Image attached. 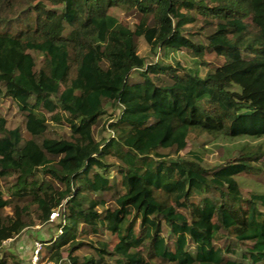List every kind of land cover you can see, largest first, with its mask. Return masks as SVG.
I'll list each match as a JSON object with an SVG mask.
<instances>
[{
	"label": "trees",
	"instance_id": "16d2710c",
	"mask_svg": "<svg viewBox=\"0 0 264 264\" xmlns=\"http://www.w3.org/2000/svg\"><path fill=\"white\" fill-rule=\"evenodd\" d=\"M140 38L220 63L203 77L146 63ZM2 98L27 137L0 112V247L58 211L41 261L264 264V194L235 179L264 173L261 145L207 169L200 142L264 137V0H0ZM49 123L68 135L46 136ZM224 235L246 247L240 261Z\"/></svg>",
	"mask_w": 264,
	"mask_h": 264
},
{
	"label": "rangeland",
	"instance_id": "374dc122",
	"mask_svg": "<svg viewBox=\"0 0 264 264\" xmlns=\"http://www.w3.org/2000/svg\"><path fill=\"white\" fill-rule=\"evenodd\" d=\"M109 14L117 18L119 21H126L130 26H132L134 17H128L125 15L124 11L120 8H113L109 11ZM138 54L142 57L146 63L156 62L158 60H162L164 63H169L170 65H174L177 61L184 68L194 70L198 73L199 76L203 77L207 73L212 72L214 65L220 63L214 61L212 57H208L205 61L210 66H202L199 64L197 59L190 57L186 53L181 52H170L167 57H162V50L151 51L149 46L146 44L143 38H140L138 43ZM139 80V76L136 72L131 73V80ZM0 112L3 114L7 121V129H19L22 136L27 137V133L25 130V114L21 113L15 103H13L8 98L0 99ZM108 114L117 115L118 109L108 108ZM108 117L104 116L103 121H105ZM109 119V118H108ZM105 124V123H104ZM68 130L65 126L55 125L53 123H49V131L46 136H57L58 134L68 135ZM111 134L108 131H105V126H100L95 131V138L97 141H101V139H108ZM203 142V148L205 149V156L203 166L207 169H215L218 166L224 164L225 162L235 160L238 152L245 146H253V145H261L262 150L264 151V137L252 139V138H228V137H218L216 139L209 138L207 136H203L200 142ZM201 144H199L200 146ZM193 148H197L198 144H192ZM112 161L111 158H108ZM264 161V157L262 159ZM237 183L242 191L244 197H247L250 193H263L264 194V173H259L256 175H240L236 178ZM18 201V200H16ZM20 201V200H19ZM22 201L19 202L22 205ZM7 213L10 212V209L6 210ZM57 220L52 224H41L37 223L32 228L25 229L20 235L15 237L9 242H4L0 247V258L6 254H9V258L7 259V264H32L31 262V254L33 250V244L35 241H43L47 242L50 239H54L57 235ZM224 238L221 240V245L228 246L234 250L233 254H225L226 257L240 261L241 254L245 251V246L236 243L227 235L223 236ZM104 239L109 241L111 244L114 243L115 239L104 233ZM44 249V247H43ZM79 256L88 255L86 250H80L76 252ZM12 255V256H11ZM66 258V253L62 254ZM44 258H48L46 253V249L43 250V254L41 255ZM13 258V259H12ZM45 261V260H44Z\"/></svg>",
	"mask_w": 264,
	"mask_h": 264
},
{
	"label": "built area",
	"instance_id": "2783aa9c",
	"mask_svg": "<svg viewBox=\"0 0 264 264\" xmlns=\"http://www.w3.org/2000/svg\"><path fill=\"white\" fill-rule=\"evenodd\" d=\"M58 211H53L50 213L49 215V223H53L54 221H58ZM12 239H8L4 242H9ZM3 242V243H4ZM43 250V243L41 241H35L33 244V250H32V254H31V263L32 264H56L55 262L52 261H41V252Z\"/></svg>",
	"mask_w": 264,
	"mask_h": 264
}]
</instances>
